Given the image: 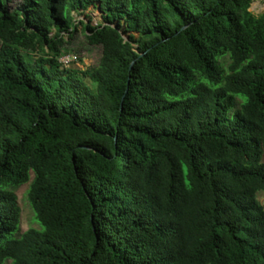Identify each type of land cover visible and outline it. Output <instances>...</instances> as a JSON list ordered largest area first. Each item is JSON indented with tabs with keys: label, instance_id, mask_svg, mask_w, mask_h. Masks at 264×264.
<instances>
[{
	"label": "trees",
	"instance_id": "trees-1",
	"mask_svg": "<svg viewBox=\"0 0 264 264\" xmlns=\"http://www.w3.org/2000/svg\"><path fill=\"white\" fill-rule=\"evenodd\" d=\"M251 1L0 0V264H264Z\"/></svg>",
	"mask_w": 264,
	"mask_h": 264
},
{
	"label": "rangeland",
	"instance_id": "rangeland-1",
	"mask_svg": "<svg viewBox=\"0 0 264 264\" xmlns=\"http://www.w3.org/2000/svg\"><path fill=\"white\" fill-rule=\"evenodd\" d=\"M248 7L255 15H264V0H252L248 3ZM86 14L90 17L93 25H96L102 20L101 13L93 7H91ZM83 19L84 17H79V20ZM68 48L71 51V55L76 57L75 62L71 64L70 68L84 70L88 66L96 65L99 59L98 49L88 45L81 27ZM28 189L29 183L15 190L16 204L20 210V230L22 233L30 228H40L39 223L35 219V214L28 202ZM258 200L264 207V194H259Z\"/></svg>",
	"mask_w": 264,
	"mask_h": 264
},
{
	"label": "built area",
	"instance_id": "built-area-1",
	"mask_svg": "<svg viewBox=\"0 0 264 264\" xmlns=\"http://www.w3.org/2000/svg\"><path fill=\"white\" fill-rule=\"evenodd\" d=\"M76 60V57L74 55H67L63 56L60 61L63 63L66 67H70L71 64H73Z\"/></svg>",
	"mask_w": 264,
	"mask_h": 264
}]
</instances>
